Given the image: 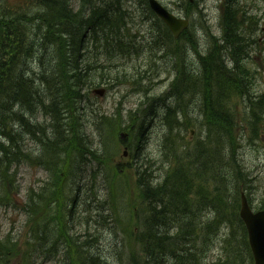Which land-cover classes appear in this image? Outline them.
Wrapping results in <instances>:
<instances>
[{
  "label": "trees",
  "instance_id": "16d2710c",
  "mask_svg": "<svg viewBox=\"0 0 264 264\" xmlns=\"http://www.w3.org/2000/svg\"><path fill=\"white\" fill-rule=\"evenodd\" d=\"M76 1L78 10L72 4L73 0H0L1 196L8 199L6 182L10 180L9 173L15 165L40 166L51 175L46 187L37 193L32 191L22 204L29 219L37 217L28 229L25 249L17 250V242L13 240L0 242V264H13L18 259V264L51 261L57 264H110L97 246L100 236L92 234L81 239L75 236L70 225L75 220L84 189L83 185L78 186L80 176L71 165L80 164L82 159L90 156L86 163L97 161L100 168H109L112 157L100 149L97 155L92 142L86 140L87 124L90 123L86 113L90 99L87 90L101 85L111 74L99 62L100 58L104 56L111 60L129 56L135 44L127 42L122 33L127 21L123 9L128 0H99L97 6L93 5L94 0ZM140 3L147 13H152L146 7L148 0H140ZM187 3L193 6L190 1ZM237 5L238 0L225 1L224 38L210 50L202 48L203 51L197 53L199 63L190 60V49L172 47L168 50L169 44L166 43L164 57L180 66L175 81L171 83L176 91L151 97V104L145 105L146 111L152 107L163 108L165 124L170 127L176 125L187 129L189 123L192 126L199 124L195 133L203 131L205 135L199 136L201 140L194 146L198 147L197 154L183 153L180 148L175 163L171 161L164 178L158 179L139 163L141 156L144 157L146 115H156L155 111L149 110L139 118L141 123L137 131L128 125L129 135H135L137 139L134 147L132 141L129 143V148L137 163V205L141 212L135 216L129 214L125 222L116 221L122 225L127 240V223L135 225L134 231L137 230L133 240L138 241L140 254L136 261L132 260L133 264H192L193 261L200 264L199 259L203 257L196 239L206 230L216 234L220 223L241 228L243 244L251 255L247 230L238 209L242 193L252 188L250 184L255 178L250 177L237 158L232 163L229 153L219 156L216 143L219 140L221 148L232 149L230 151L235 155L241 146V139L235 133L238 127L233 118L235 112H231L227 105L233 95L240 96L244 102L249 98L246 108L253 126L260 119L258 110L264 106V95L254 100L250 94L256 74L251 75L243 66L249 57L247 39L255 22L247 21L245 12L239 17ZM166 35L171 37L168 29ZM190 38L196 45L197 38ZM190 96L195 97L193 103L199 109L198 123L193 122L196 116L193 119L187 116L190 100L182 102ZM135 116L138 114L130 115ZM94 121L105 131L107 129L111 136L124 128L121 118H108L102 113H97ZM30 141L38 145L37 155L29 148ZM205 147L210 153L208 162L204 157L208 151ZM117 166L112 168L115 176L121 170ZM210 167L216 184H220V180L227 181L225 194L232 197L233 204L227 202L226 197L224 200L233 208L232 218L218 212L223 203L219 188L216 187L218 194L210 195L206 188L196 187V172L208 171ZM215 171L220 172V177ZM114 174L111 188L115 196L118 192L114 186ZM69 183L78 187L75 192L65 190ZM259 209H264V205ZM208 212L215 217L203 224L202 218ZM112 217L110 219L115 223ZM102 219L97 221L107 223ZM36 242L45 244V247L36 249ZM119 243L122 242H118V246ZM112 259V264L125 263L124 257L115 252Z\"/></svg>",
  "mask_w": 264,
  "mask_h": 264
},
{
  "label": "rangeland",
  "instance_id": "374dc122",
  "mask_svg": "<svg viewBox=\"0 0 264 264\" xmlns=\"http://www.w3.org/2000/svg\"><path fill=\"white\" fill-rule=\"evenodd\" d=\"M160 1L169 11L191 22L189 36L194 40L197 36L196 45L187 35L189 32L185 34L180 42L175 44L172 39L170 40L162 34L160 22L151 19L146 10L140 7V0H128L129 7H125L123 12L128 11L129 18L127 17V20L130 22L123 28L122 33L125 35L127 42H134L133 52L122 58L111 60L104 58V56L100 58L99 62L111 74L106 77L101 85L90 87L87 90L90 99L86 104V113L90 123L87 124L86 140L88 143L92 142L96 154L100 149L103 154L106 152V156L112 157L108 165L109 168H105V170L103 167L100 168L97 161L86 163L85 160L90 156L82 159L80 164L76 165L75 162L71 165L72 170L75 169L76 174L80 176L78 186L83 185L84 189L81 192V203L76 212L75 220L70 225L74 228L75 236L77 235L81 239L89 238L92 234L100 236L97 246L102 256H105L110 264L114 262L112 259L114 252L119 257H124V264H133V255H136L135 248L130 253L129 250L124 253V250L117 245L118 242L124 240L132 241L133 237L137 236V230L134 231L135 225L128 222L127 225L130 227L126 226L127 240L122 225L118 224L117 221L123 220L125 222L128 220L129 214L135 216V214L141 212V208L137 205L139 199V188L135 172L137 163L130 155V148L129 150L126 149L131 141L134 147L137 139L135 135H129L128 125L133 127L134 131H137L138 125L141 123L139 118L147 114L149 110L155 111L156 115H146L147 122L143 142L144 157L141 156L139 163L143 165V169L145 166L149 170V174H154L158 179L164 178L165 169L168 168L171 161L172 164L175 163L178 157L176 152L180 148L183 153L188 151L190 154H197L198 147L194 146L201 140L199 136L205 135L203 131L195 133L199 129V124L192 126L189 123L187 129L177 128L176 125L170 127L165 124L163 108L152 107L146 111L145 105L151 104V97L168 93L171 83L176 77V71L180 67L176 65V61L161 54L162 47H167V43L169 44L168 50H171L172 47L190 49V45L192 49L188 52L189 58L191 61L199 63L198 52L194 48L200 46L204 49L207 48L210 38L215 39V36L220 34L223 20L222 3L224 0H194L193 6L187 3L189 0ZM82 2L84 3V1ZM97 2L99 3V0H94L93 5L97 6ZM132 4H139L138 8L133 7ZM74 6L78 8L79 4L75 2ZM240 7L248 9L252 14L259 16L261 20L256 51L245 66L246 70L249 71L248 73L252 72L257 77L252 90L255 97L264 94V69L260 73H253V69L260 70L264 68V0H240ZM190 43H193V46ZM95 52L98 51L95 50ZM95 90L98 92L95 93ZM101 91L103 92L100 93ZM214 94H216V89ZM194 99V96H190L182 102L186 103L190 100L189 105L187 103L189 106L187 116L189 115L192 119L196 116L193 122L198 123L199 116L197 114L199 109L193 103ZM227 105L230 106L231 112H235L233 118L238 125L235 133L241 139V146L237 149L235 155L234 152L230 151L232 149L226 151L221 148L220 141L217 140L216 143L220 149L219 156H222L223 153L225 155L229 153V160L232 163L237 158L244 169L249 172L250 177L255 178L250 184L252 188L246 192L251 206L255 210H260L259 208L264 205V106L258 110L260 119L257 120L256 126H253L252 117L246 111V103L240 96H233ZM97 113H102L108 118H121L124 128L118 129L114 136H111L107 129L105 131L103 126L95 123ZM131 114H138V116L130 117ZM187 121L190 122L189 118ZM50 122L51 119L47 120V124ZM123 140H126V144L122 142ZM28 146L37 155L39 152L38 145L30 141ZM175 147L176 150H174ZM205 148L208 151L204 157L208 162L210 153L209 149ZM193 155L192 157L195 158ZM186 162L190 163V160ZM116 165L121 167L118 176H115L112 169ZM234 167L236 168V166ZM210 170L211 167L208 171L204 169L196 172V187L206 188L210 195L218 194L216 187L219 188L220 194L223 193L224 195L222 194L223 203L218 212L220 211L219 214L232 218L231 211H233V208L228 206L227 202L233 204V199L225 194L227 181L222 182L220 180V184H216L213 171ZM218 171H220V168ZM113 174L116 177L114 186L118 192L115 196L113 187L111 188ZM149 174L146 175L149 176ZM215 174L220 177V172L215 171ZM9 176L10 180L6 182L5 191L8 199L2 197L0 191V242L6 239L13 240V242H17V250L22 251L27 243L28 229L37 220L36 216L32 220L29 219L22 210V204L27 201V196L32 191L37 193L40 189L46 187L51 175L40 166L33 167L27 163H22L15 165ZM148 176H146L147 179ZM3 179L5 182L4 173ZM77 188V186L69 183L65 190L75 192ZM198 199L196 198V200ZM239 212L240 208L238 214ZM110 216H113V220L117 221L112 223ZM100 217H103L102 220L107 223L98 222L97 220H100ZM213 217H215V214L206 213L202 218V223L206 224L209 220L213 221ZM219 226V231L216 234L206 230L205 233L197 237V246L203 257L202 260L199 259L200 264H254L253 258H251L252 254L250 255L248 247L243 244L244 239L241 228L238 225L231 226L229 223H220ZM18 260L14 261L13 264H18ZM57 263L51 261L40 264ZM192 264H195V261Z\"/></svg>",
  "mask_w": 264,
  "mask_h": 264
},
{
  "label": "water",
  "instance_id": "95a60500",
  "mask_svg": "<svg viewBox=\"0 0 264 264\" xmlns=\"http://www.w3.org/2000/svg\"><path fill=\"white\" fill-rule=\"evenodd\" d=\"M150 5L152 10L170 27L175 37H179L188 28V20L178 19L166 10L158 0H150ZM240 216L248 231L249 244L255 264H264V211L254 212L243 194Z\"/></svg>",
  "mask_w": 264,
  "mask_h": 264
},
{
  "label": "bare ground",
  "instance_id": "6f19581e",
  "mask_svg": "<svg viewBox=\"0 0 264 264\" xmlns=\"http://www.w3.org/2000/svg\"><path fill=\"white\" fill-rule=\"evenodd\" d=\"M190 44L193 46V43H190ZM189 47L192 48L190 45H189ZM195 50L198 53H201L203 49L201 47H196ZM173 81H175V79ZM175 91H176L175 89H173L172 87H170V90L168 91V93L169 94H173ZM119 246H121V249L122 250L124 249V253H125V251L127 252L128 250H129V253H130V251H132L135 248L136 249V255H133V260L136 261V259L138 258L139 254H140L138 241H135V240L125 241L124 240V241H122L121 244L119 243ZM35 247L38 250L41 249V248L43 249L45 247V244H42L40 242H36L35 243Z\"/></svg>",
  "mask_w": 264,
  "mask_h": 264
}]
</instances>
